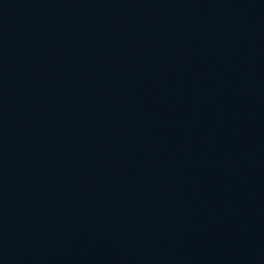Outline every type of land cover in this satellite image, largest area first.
I'll return each instance as SVG.
<instances>
[{
  "label": "water",
  "instance_id": "obj_1",
  "mask_svg": "<svg viewBox=\"0 0 264 264\" xmlns=\"http://www.w3.org/2000/svg\"><path fill=\"white\" fill-rule=\"evenodd\" d=\"M0 264H264V0H0Z\"/></svg>",
  "mask_w": 264,
  "mask_h": 264
}]
</instances>
